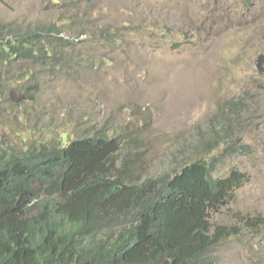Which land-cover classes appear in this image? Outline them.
I'll use <instances>...</instances> for the list:
<instances>
[{
	"label": "rangeland",
	"instance_id": "obj_1",
	"mask_svg": "<svg viewBox=\"0 0 264 264\" xmlns=\"http://www.w3.org/2000/svg\"><path fill=\"white\" fill-rule=\"evenodd\" d=\"M53 26L75 44L63 50L70 64L44 77L30 105L41 127L75 138L101 129L121 135L124 154L145 152L151 178L223 154L225 146L213 155L207 146L231 128L233 141L248 149L222 157L216 176L239 169L250 181L213 220L231 225L236 213L264 218V75L256 66L264 54V0L0 3L7 37ZM107 31L113 43L101 40ZM9 130L0 118V139L20 143L28 133ZM245 233L214 252L219 264H264V229Z\"/></svg>",
	"mask_w": 264,
	"mask_h": 264
},
{
	"label": "trees",
	"instance_id": "obj_2",
	"mask_svg": "<svg viewBox=\"0 0 264 264\" xmlns=\"http://www.w3.org/2000/svg\"><path fill=\"white\" fill-rule=\"evenodd\" d=\"M61 35L57 26L10 37L0 31V118L10 133L28 132L20 143L0 139V264H219V248L261 233L262 216L213 220L250 181L239 169L216 176L222 157L248 149L231 128L207 146L209 155L225 146L223 154L151 178L145 152L124 154L121 135L101 129L75 138L41 127L30 105L44 77L72 59L63 50L75 43ZM110 35L100 38L113 43Z\"/></svg>",
	"mask_w": 264,
	"mask_h": 264
},
{
	"label": "water",
	"instance_id": "obj_3",
	"mask_svg": "<svg viewBox=\"0 0 264 264\" xmlns=\"http://www.w3.org/2000/svg\"><path fill=\"white\" fill-rule=\"evenodd\" d=\"M256 66L261 75H264V54L259 57V60L256 62Z\"/></svg>",
	"mask_w": 264,
	"mask_h": 264
}]
</instances>
